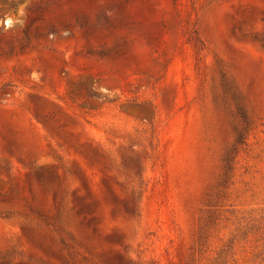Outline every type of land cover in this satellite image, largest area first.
<instances>
[{"label": "rangeland", "instance_id": "374dc122", "mask_svg": "<svg viewBox=\"0 0 264 264\" xmlns=\"http://www.w3.org/2000/svg\"><path fill=\"white\" fill-rule=\"evenodd\" d=\"M0 264H264V0H0Z\"/></svg>", "mask_w": 264, "mask_h": 264}, {"label": "trees", "instance_id": "16d2710c", "mask_svg": "<svg viewBox=\"0 0 264 264\" xmlns=\"http://www.w3.org/2000/svg\"><path fill=\"white\" fill-rule=\"evenodd\" d=\"M240 101V98H236V102ZM236 106L238 108V114L242 118L243 126L239 129H235V141L234 143L226 150L224 157H223V166H222V186L226 185L230 178H231V172L233 170V163L234 158L237 153V149L240 145L243 144L245 136L248 132L249 128V120L245 114L244 108L240 103H236Z\"/></svg>", "mask_w": 264, "mask_h": 264}]
</instances>
